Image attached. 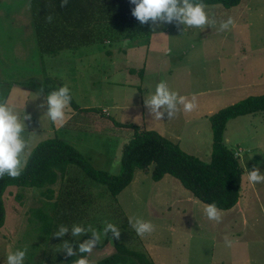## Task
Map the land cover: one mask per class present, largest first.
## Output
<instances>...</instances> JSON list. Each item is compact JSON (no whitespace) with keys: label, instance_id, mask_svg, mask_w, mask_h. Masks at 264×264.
<instances>
[{"label":"rangeland","instance_id":"1","mask_svg":"<svg viewBox=\"0 0 264 264\" xmlns=\"http://www.w3.org/2000/svg\"><path fill=\"white\" fill-rule=\"evenodd\" d=\"M205 6L206 13L217 20L216 26L153 25L149 39L129 38L116 44L115 49L124 47L126 52L116 50L110 59L94 50L96 45H89L76 51L63 50L51 64L50 55L45 60L36 56L29 40L30 49H20V53H29L30 60L21 65L26 63L49 78L48 83L37 78L42 85L67 86L74 104L65 109L63 124H53L46 116V93L0 81V94L6 95L0 102L15 106L21 120L29 117L22 133L28 144L25 156L42 140L59 136L96 168L118 173L122 148L134 131L119 123H130L157 130L186 152L209 160L213 148L211 115L248 96L264 94V0H242L232 8ZM228 17L234 20L230 30L218 31L219 21ZM0 37L5 47L23 40L21 33H2ZM133 65L136 72L130 75ZM6 72L0 65V78ZM161 81L189 100L195 96L197 108L184 112L178 106L173 118L161 109L163 116L155 119L145 101ZM82 107L86 109L74 111ZM228 141L237 146L245 172L238 204L230 210L219 209V223L205 215L208 204L171 174L154 181L151 173L137 169L130 185L115 198L106 185L72 164L64 182L56 185L53 201L57 200L58 207L46 205L51 215L56 211L66 214L65 219H54L56 225L49 235L41 234L40 221L31 211L44 204L37 188L25 190L21 198L17 197V187L8 188L7 219L0 231V264H7V256L17 250H26L24 264H66L65 241L80 254L79 244L92 239L91 231L72 236L73 224L100 234L98 245L83 255L89 263L114 253L117 240L145 252L155 264H264V183L250 184L247 179L254 167L264 174V112L232 119ZM129 217L150 221L154 231L137 235ZM106 223L120 230L119 239L111 232L104 235ZM60 225L69 228L63 237L54 235ZM226 239L232 241L231 247L225 245Z\"/></svg>","mask_w":264,"mask_h":264},{"label":"trees","instance_id":"2","mask_svg":"<svg viewBox=\"0 0 264 264\" xmlns=\"http://www.w3.org/2000/svg\"><path fill=\"white\" fill-rule=\"evenodd\" d=\"M241 1L193 0L194 3L202 2L204 5L222 4L226 8L235 7ZM28 2L37 49L44 60L46 55L54 59L55 54L58 55L63 50L76 51L89 45H96L92 47L99 50L105 48L110 54L109 48L113 46L115 48L118 43L129 38H148L152 34L151 22L142 25L132 16L131 12L135 5L131 4L130 0H68L66 7L60 6L61 0ZM49 15L53 17L51 23L46 19ZM131 71L136 72V69ZM48 79L45 78L46 83ZM28 85L41 89L47 95L62 87L42 85L39 82ZM71 102L74 104L73 100ZM257 112H264V94L248 96L212 114L210 121L213 148L209 160L186 152L179 143L157 130L146 129L136 124L119 123L132 127L134 131L131 139L122 148L118 173L96 168L64 138L54 136L42 140L27 157L25 153L23 154L22 159L25 163L19 178L13 179L5 175L0 179V231L7 219L5 196L8 188L15 186L19 190L18 198L23 197L25 190L37 188L35 191H39L45 199L44 204L31 211L40 221L41 234H51L52 228L56 225L54 219L66 214L56 211L51 215L46 205L58 207L57 200L53 201L57 192L56 185L64 182L72 164L80 167L91 179L106 185L115 198L130 185L135 171L142 169L146 173H151L154 181H160L166 174H171L197 199L206 204L214 203L218 209L230 210L240 199L245 172L236 150L237 146H232L228 141L230 122L239 116ZM115 247L114 253L89 264H155L145 252L132 249L124 242L116 240ZM84 254L74 253L69 256L66 264H75Z\"/></svg>","mask_w":264,"mask_h":264},{"label":"clouds","instance_id":"3","mask_svg":"<svg viewBox=\"0 0 264 264\" xmlns=\"http://www.w3.org/2000/svg\"><path fill=\"white\" fill-rule=\"evenodd\" d=\"M135 5L132 9V16L135 17L140 24H148L151 22L154 26L160 24H171L176 22L193 28H204L211 25L216 26L217 20L210 17L205 11V5L202 2H193V0H130ZM68 0H61V7H66ZM49 23L52 22L51 15L46 17ZM234 24L232 17L227 20L219 21L218 31L224 32L230 30V26ZM72 96L67 86L59 87L58 90L52 91L46 100L47 113L46 116L53 124H63L66 118L65 109L70 105ZM145 104L154 114L155 119H161L164 109L168 112L170 118H173L182 106L184 112H192L197 108L196 98L193 96L191 100L187 97L179 95L176 91L170 90L168 84L164 81L159 82L155 86V91L145 101ZM29 119L20 115L15 110V106L9 105L6 101L0 102V179L5 175L10 178H19L24 169L22 155L25 153L28 144L22 133L25 130L24 121ZM247 179L250 184L264 183V174L258 167L248 171ZM204 213L209 220L221 221V212L217 206L212 203L204 208ZM129 224L135 230L137 235L143 237L145 234L154 231V225L150 221H146L140 217H129ZM86 231L92 232V239L79 244V252L90 254L100 241V234L92 229H85L80 225L73 224L71 227L72 236L79 237ZM104 235L109 232L113 237L119 239L120 230L112 223H106L104 226ZM69 232V228L60 225L55 236L63 237ZM227 247L232 246L231 240H225ZM62 249L66 250L68 256L74 255L73 248L65 241ZM26 250H17L7 256V264H24ZM75 264H89L86 257L76 260Z\"/></svg>","mask_w":264,"mask_h":264},{"label":"crops","instance_id":"4","mask_svg":"<svg viewBox=\"0 0 264 264\" xmlns=\"http://www.w3.org/2000/svg\"><path fill=\"white\" fill-rule=\"evenodd\" d=\"M155 27L156 26H154V28ZM2 33H11L17 35L21 33L23 40L20 43H13L11 46L6 47L4 46L3 42L0 41V65L5 67V71H7L0 78V81L3 83H18V85L26 89L27 87H31L28 85L29 83H31L32 81H38L37 78L41 79V81L42 79L45 80V78L42 76L43 73L39 71L37 72L36 69L34 70L31 66L27 65L26 63H24L23 66L21 65V62H26L30 60L29 53H27L26 51L24 53H20V49H30V47L28 46L29 40L33 43L34 48L37 51L36 56H38L39 54L35 40L32 13L28 0H0V34ZM149 38L150 37H148L147 39ZM109 49L111 50L110 54L105 51V48L104 50H99L97 48H95L94 50L99 51L101 53H105L107 57H109V59L113 57L114 53H117L116 50H123L126 52V49L124 47L120 49L110 47ZM125 54L126 53H123L122 55ZM39 56L41 55L39 54ZM57 56H59V54L56 55V59H58ZM50 58L52 59V57ZM49 62L52 64L53 59L52 61L49 60ZM136 67V65H133L132 69ZM133 73L134 72L131 71L130 75ZM8 97H10V94H8L7 99ZM2 98H6V95L0 94V99ZM14 98L18 102V105L21 104L18 97L16 98L14 96ZM86 107L78 108V110L74 111H84ZM115 107L119 108L118 105H116Z\"/></svg>","mask_w":264,"mask_h":264}]
</instances>
